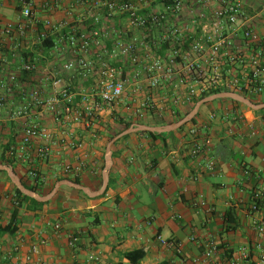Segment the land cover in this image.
<instances>
[{"label": "built area", "instance_id": "1", "mask_svg": "<svg viewBox=\"0 0 264 264\" xmlns=\"http://www.w3.org/2000/svg\"><path fill=\"white\" fill-rule=\"evenodd\" d=\"M20 2L18 22L0 20V110L7 96L16 94L22 100L9 114L8 121L22 122V132L8 155L28 166L32 179L37 177L34 157L50 156L53 135L41 126L43 115L66 129L92 128L105 107L124 98L131 101L136 119H142L150 111L175 117L209 90L249 98L264 94V32L255 27L258 19H264V5L249 11L242 0H41L40 9L47 15L38 20L36 2ZM50 40L46 57L39 46ZM13 63L18 74L10 71ZM22 74L27 76L21 78ZM66 75L71 81L92 80V91L67 85ZM127 89L130 93L125 95ZM70 129L61 142L71 150L81 148L82 141ZM207 132L205 125H193L185 132L192 159L205 157L211 149ZM35 140L41 142L37 147ZM7 142L0 138V145ZM84 166L83 161L65 164L62 171L78 174ZM204 167L212 173L215 162L208 159ZM231 207L249 218L251 239L234 250L208 239L200 243L203 251L195 263L264 264L261 191L251 192L248 201L236 199ZM195 209L202 214V203ZM215 213L214 207H207L208 216ZM69 240L72 246L77 238ZM157 240L181 253L179 243Z\"/></svg>", "mask_w": 264, "mask_h": 264}, {"label": "crops", "instance_id": "2", "mask_svg": "<svg viewBox=\"0 0 264 264\" xmlns=\"http://www.w3.org/2000/svg\"><path fill=\"white\" fill-rule=\"evenodd\" d=\"M20 1L1 0L0 20L18 22ZM34 1L36 18L44 20L47 14L40 9L41 0ZM242 1L249 11L264 5V0ZM255 27L264 32V19H258ZM10 71L19 73L15 63ZM65 80L67 85H81L92 91V80L71 81L68 75ZM249 100L264 104L263 95ZM233 102L216 100L200 108L194 125L207 126L212 138L211 149L203 158L188 155L190 145L185 132L189 127L158 139L132 133L119 140L112 149L109 184L100 197L90 198L64 186L42 206L18 204L13 186L0 174V227L14 220L12 227L16 228L14 234L0 233V264H131L124 255L134 251H145L138 264H199L195 263L203 251L199 245L208 239L232 250L245 244L252 236L245 212L236 209L238 227L229 232L224 230L221 215L235 205L236 199L248 201L254 190L261 191L264 207V109L253 110ZM130 103L124 99L116 106L105 107L92 128L66 129L43 115L41 126L50 130L53 138L49 158L33 159L42 181L38 194L46 196L59 179L77 180L90 193L97 192L102 184L108 139L121 130L115 119L133 125L145 119L143 125L153 126L149 117L136 121ZM21 105L22 100L14 94L7 96L0 110V138L9 140L14 136L16 145L22 122H10L8 118ZM68 129L82 141L81 148L71 150L61 142ZM40 144L35 140L33 147ZM208 159L215 162L212 173L204 169ZM80 161L85 166L78 174L63 173V165L76 166ZM27 169L17 161L14 171L31 186L34 183ZM200 203L202 214H197L195 204ZM207 207H214L216 213L208 216ZM71 236L77 238L72 246ZM157 237L179 243L181 253L165 248Z\"/></svg>", "mask_w": 264, "mask_h": 264}, {"label": "trees", "instance_id": "3", "mask_svg": "<svg viewBox=\"0 0 264 264\" xmlns=\"http://www.w3.org/2000/svg\"><path fill=\"white\" fill-rule=\"evenodd\" d=\"M120 24V21L119 20H116L115 21V25H116V28H118V25ZM40 26V25H38ZM115 37H113L114 39ZM117 39V37H116ZM52 40H50L49 42L47 43H44L43 45H40L39 46V50H41L46 57H48V51L49 49L51 48L52 46ZM107 46L110 47V44H107ZM156 56H164V53L163 52H156L155 53ZM42 62V61H41ZM39 62V63H41ZM27 75L25 74H22L21 75V78H25ZM225 91H221V90H209L205 93H203L202 95H200L199 97L195 98L192 105L183 113H177V115L175 117H172L171 120H169L167 117V115H163L161 117L155 115V113L153 111H150L147 113V115H145V117H149L151 118L152 122H153V126H165V125H169V124H172V123H176L180 120H182L193 108L194 106L201 100H203L204 98H207V97H210L212 95H216V94H221V93H224ZM246 98H249L247 96H245ZM250 99V98H249ZM234 103V102H233ZM199 116V113L197 114V116L188 124H186L185 126H183L180 130H178L179 132L180 131H183L187 125L191 124V125H194L195 122H196V118ZM140 119H137L136 121H138ZM144 120H140L139 124L140 125H143L144 123ZM115 123H117L118 125H120V131L111 135L108 139V142L114 137V136H117L118 134H120L121 132L129 129L134 123H132L131 121L129 122H126L124 121L123 119L121 118H116ZM172 133H170L169 135H171ZM146 135L148 137H151L153 139H158V138H162V137H165L166 134H163V135H156V134H152V133H146ZM128 136H125L122 138L123 139H126ZM15 137L12 136L11 138L9 137V140L7 142L6 145H3L1 146V149H0V164H3V165H7V166H10L13 168V170H15L16 168V165H17V161L16 159H14L13 157H10L8 155L9 153V147L12 146V145H15L16 146V143H14ZM118 143V142H117ZM0 174H3L7 181L9 183L10 180L8 179L7 177V174L5 172H0ZM63 180H66V179H59V181H63ZM21 182L23 183L24 187L32 192H35V193H39L38 191V187L42 184V181L40 179V175L39 173L37 172V177H35L33 179V185L29 186L27 185L23 179H21ZM75 184H78L79 185V182L77 180H74L73 181ZM12 185V184H11ZM13 186V185H12ZM13 189H14V194L17 198V203L20 204V202H30L32 203L33 205L35 206H42L43 204L42 203H38L36 202L35 200L33 199H30L26 196H23L14 186H13ZM16 214V213H15ZM15 217V216H14ZM224 217H225V221H223V224L225 226L224 230L226 232H229V231H232V230H235L237 227H238V217H237V213L235 212V209L234 208H230L226 211V213L224 214ZM14 226V220L8 224V226L6 227H0V233L2 234H14V232L16 231V228L15 227H12ZM145 256V251H134V252H129V253H126L124 255V257L131 263V264H138Z\"/></svg>", "mask_w": 264, "mask_h": 264}, {"label": "water", "instance_id": "4", "mask_svg": "<svg viewBox=\"0 0 264 264\" xmlns=\"http://www.w3.org/2000/svg\"><path fill=\"white\" fill-rule=\"evenodd\" d=\"M222 99H228V100L237 102L253 110L264 109V104L256 105L253 102H251L249 99H247L246 97L238 95L236 93H221V94L212 95L210 97L204 98L203 100L199 101L194 106V108L182 120L176 123H172V124L165 125V126H149V125H140V124L132 125L129 129L121 132L117 136H114L107 143L106 150H105V156H104V169L102 172V184H101L100 189L95 193H90L88 189L83 188L79 186L78 184H75L74 182H71L69 180H63V181L57 182L56 185L53 187V189L50 191V193H48L46 196H41L38 193H35V192H32L26 189L12 167L0 164V172H5L7 174V177L10 180L11 184L23 196L33 199L38 203L48 202L58 193L59 189L64 186L77 190V191H81L90 198L100 197L104 195L105 191L107 190V187L109 184V173H110V169L112 166V149L119 140H121L123 137L129 134H132V133H152L156 135H163V134H169V133L178 131L183 126L190 123L197 116L202 106H204L205 104L211 103L213 101L222 100Z\"/></svg>", "mask_w": 264, "mask_h": 264}, {"label": "rangeland", "instance_id": "5", "mask_svg": "<svg viewBox=\"0 0 264 264\" xmlns=\"http://www.w3.org/2000/svg\"><path fill=\"white\" fill-rule=\"evenodd\" d=\"M128 93H130V90L127 89V91L125 92V95H128ZM263 97H264V94H263ZM125 99V98H124ZM187 110V109H186ZM153 124V123H152ZM191 124L187 125L185 129H187L188 127H190Z\"/></svg>", "mask_w": 264, "mask_h": 264}]
</instances>
